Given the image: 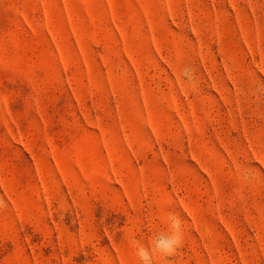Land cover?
<instances>
[{
	"label": "rangeland",
	"instance_id": "1",
	"mask_svg": "<svg viewBox=\"0 0 264 264\" xmlns=\"http://www.w3.org/2000/svg\"><path fill=\"white\" fill-rule=\"evenodd\" d=\"M0 200V264H140L170 212L154 264H264V0H0Z\"/></svg>",
	"mask_w": 264,
	"mask_h": 264
},
{
	"label": "clouds",
	"instance_id": "2",
	"mask_svg": "<svg viewBox=\"0 0 264 264\" xmlns=\"http://www.w3.org/2000/svg\"><path fill=\"white\" fill-rule=\"evenodd\" d=\"M183 76L185 79L191 80L193 77L191 68L185 67ZM3 203V200H0V204ZM167 223L168 230L157 232L153 237L151 247L142 244L139 240H132V245L135 248L140 264H154L153 258L155 255L170 258L182 246L183 227L181 218L176 213L170 212L167 217Z\"/></svg>",
	"mask_w": 264,
	"mask_h": 264
}]
</instances>
